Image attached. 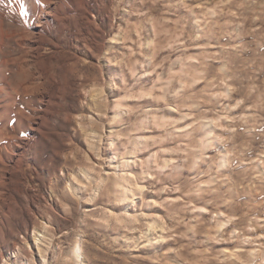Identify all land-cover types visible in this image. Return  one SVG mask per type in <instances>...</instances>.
<instances>
[{
    "label": "rangeland",
    "instance_id": "obj_1",
    "mask_svg": "<svg viewBox=\"0 0 264 264\" xmlns=\"http://www.w3.org/2000/svg\"><path fill=\"white\" fill-rule=\"evenodd\" d=\"M45 1L0 0V264H264V0Z\"/></svg>",
    "mask_w": 264,
    "mask_h": 264
},
{
    "label": "bare ground",
    "instance_id": "obj_2",
    "mask_svg": "<svg viewBox=\"0 0 264 264\" xmlns=\"http://www.w3.org/2000/svg\"><path fill=\"white\" fill-rule=\"evenodd\" d=\"M42 10V12H44V14H42V15H45V16H47L48 14L50 15V14H52L51 13V6H50V3H49V1L47 0V1H45V9L43 8V9H41ZM40 22V21H39ZM39 25V24H38ZM80 249V248H79ZM79 249H77V250H79Z\"/></svg>",
    "mask_w": 264,
    "mask_h": 264
}]
</instances>
